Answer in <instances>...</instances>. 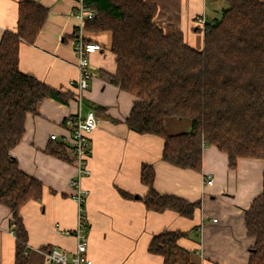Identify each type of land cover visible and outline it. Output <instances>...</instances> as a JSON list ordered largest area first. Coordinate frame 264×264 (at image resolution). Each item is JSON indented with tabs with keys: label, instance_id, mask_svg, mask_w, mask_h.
Returning <instances> with one entry per match:
<instances>
[{
	"label": "crops",
	"instance_id": "crops-1",
	"mask_svg": "<svg viewBox=\"0 0 264 264\" xmlns=\"http://www.w3.org/2000/svg\"><path fill=\"white\" fill-rule=\"evenodd\" d=\"M19 1L0 0V40L5 30L16 26ZM31 1L47 8L50 18L34 44H21L19 68L63 97L69 96L66 102L46 98L36 114L28 113L24 135L10 154L23 172L43 185L42 198L27 202L20 210L28 235V264H51L42 248L55 247L70 256L76 247V206L69 184L75 168L68 155L67 160L60 159L46 147L50 139L68 136L64 120L76 111V90L71 82L78 72L71 43L78 22L71 15L74 0ZM145 1L157 6L155 24L168 33L181 32L197 49L203 47V26L195 19L203 15L206 22H215L226 7L220 0ZM83 36L101 45L89 56L94 76L82 100V111L93 106L99 119L88 134L91 174L82 179L83 187L89 190L86 256L92 264H248L255 238L246 232L244 213L262 190L263 161L239 158L230 169L227 155L208 144L202 148L199 172L163 161L162 139L140 134L126 123L135 97L100 76L101 71H115L110 32L83 30ZM164 127L169 134L191 130L189 120L172 117L164 119ZM143 164L153 167V187L159 194L200 201L191 218L171 210L146 209L147 186L140 179ZM208 176L211 184L205 183ZM11 219V211L0 204V264H14ZM176 230L188 234L176 240L167 256L148 252L153 235ZM196 250L198 254H194Z\"/></svg>",
	"mask_w": 264,
	"mask_h": 264
},
{
	"label": "trees",
	"instance_id": "trees-1",
	"mask_svg": "<svg viewBox=\"0 0 264 264\" xmlns=\"http://www.w3.org/2000/svg\"><path fill=\"white\" fill-rule=\"evenodd\" d=\"M220 1L226 7L217 21L205 22L201 49L188 44L181 32L168 33L155 24L157 6L145 0H84L95 12L85 21L84 32H110L115 71H101L100 76L135 97L126 123L140 134L162 139L163 161L199 172L205 144L225 153L230 169L239 158L263 161L262 190L245 211L244 225L255 238L248 264H264V3ZM47 15L42 5L20 0L16 26L5 30L0 40V204L12 213L14 264H28V235L20 210L42 198L43 185L19 168L10 150L24 135L28 113L36 114L46 98L66 102L69 96L19 68L21 44L35 43ZM167 117L189 120L191 130L169 134ZM46 151L67 160L59 140L50 139ZM140 179L147 186V210H171L191 218L200 206L199 200L159 194L151 165H142ZM187 234L162 231L152 236L147 250L167 256Z\"/></svg>",
	"mask_w": 264,
	"mask_h": 264
},
{
	"label": "built area",
	"instance_id": "built-area-1",
	"mask_svg": "<svg viewBox=\"0 0 264 264\" xmlns=\"http://www.w3.org/2000/svg\"><path fill=\"white\" fill-rule=\"evenodd\" d=\"M75 9L71 15L77 20L78 24L74 30L72 41V54L75 58V66L77 68V78L72 80L76 94L73 101L76 104V111L64 120L68 136H61L59 141L65 146L67 155L71 159L75 173L69 180L71 187V199L76 206V225L73 235L76 239V247L74 252L69 256L64 251L55 247L43 250L47 260L51 264H92L91 260L86 256L87 252V236L86 231L89 225L88 216L85 210L86 199L89 190L82 185V179L91 174L88 165V134L97 126L99 119L96 116L94 107L91 106L85 113L82 111V100L84 92L87 90L91 79L94 76L89 56L101 49V45L97 42H87L84 40L83 30L84 23L87 19L95 16V12L90 10L84 0H74ZM196 22L201 26L205 24V18L200 15L196 18ZM206 184L212 183V177L205 179ZM216 221L215 218L212 219ZM13 228V225H11ZM13 233V230H12ZM198 254V251H194Z\"/></svg>",
	"mask_w": 264,
	"mask_h": 264
},
{
	"label": "water",
	"instance_id": "water-1",
	"mask_svg": "<svg viewBox=\"0 0 264 264\" xmlns=\"http://www.w3.org/2000/svg\"><path fill=\"white\" fill-rule=\"evenodd\" d=\"M49 18H50V16L48 15L47 18H46V21L44 22L43 28L45 27L46 22H47V20H48Z\"/></svg>",
	"mask_w": 264,
	"mask_h": 264
},
{
	"label": "rangeland",
	"instance_id": "rangeland-1",
	"mask_svg": "<svg viewBox=\"0 0 264 264\" xmlns=\"http://www.w3.org/2000/svg\"><path fill=\"white\" fill-rule=\"evenodd\" d=\"M195 21H196V19H195Z\"/></svg>",
	"mask_w": 264,
	"mask_h": 264
}]
</instances>
